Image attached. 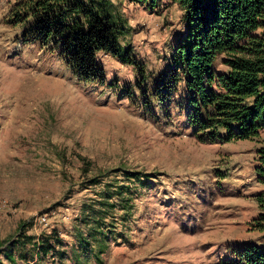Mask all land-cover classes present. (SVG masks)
Here are the masks:
<instances>
[{
  "label": "rangeland",
  "instance_id": "obj_1",
  "mask_svg": "<svg viewBox=\"0 0 264 264\" xmlns=\"http://www.w3.org/2000/svg\"><path fill=\"white\" fill-rule=\"evenodd\" d=\"M98 1L136 64L97 54L103 85L79 81L59 48L24 41L15 0H0V264H14L11 249L16 264H236L238 252H264V128L251 140L199 142L183 85L167 99L154 88L185 32L178 5ZM53 232L62 246L39 261L32 245ZM21 234L34 238L24 250L13 246Z\"/></svg>",
  "mask_w": 264,
  "mask_h": 264
},
{
  "label": "trees",
  "instance_id": "obj_2",
  "mask_svg": "<svg viewBox=\"0 0 264 264\" xmlns=\"http://www.w3.org/2000/svg\"><path fill=\"white\" fill-rule=\"evenodd\" d=\"M134 1L153 8L157 0ZM173 2L182 12L185 32L175 42L169 67L159 76L156 95L167 99L179 84L183 85L186 122L201 143L258 137L264 128V0ZM11 12L15 25H27L24 41L59 48L66 65L81 82L105 83L104 70L96 58L99 53L136 66L118 42L122 32L119 24L100 1L15 0ZM217 64L224 70L218 71ZM257 161L264 181V147L257 151ZM91 183L98 184V178ZM256 203L264 212V192L256 196ZM263 223L264 214H260L257 224L262 227ZM98 230L95 226L91 239H96ZM20 238L13 246L23 250L34 240L22 234ZM78 238L81 253L87 254L88 237L79 234ZM97 241L102 249V241ZM61 246L55 232L32 245L39 261L51 251L54 255ZM58 255L63 257L64 253L58 251ZM27 256L22 251L19 258L26 260ZM6 257L16 264L12 249ZM237 258L240 264H264V252L256 248L238 252ZM75 259L77 264H87L88 257Z\"/></svg>",
  "mask_w": 264,
  "mask_h": 264
},
{
  "label": "crops",
  "instance_id": "obj_3",
  "mask_svg": "<svg viewBox=\"0 0 264 264\" xmlns=\"http://www.w3.org/2000/svg\"><path fill=\"white\" fill-rule=\"evenodd\" d=\"M84 1H86V0H84ZM96 1H98V0H96Z\"/></svg>",
  "mask_w": 264,
  "mask_h": 264
}]
</instances>
